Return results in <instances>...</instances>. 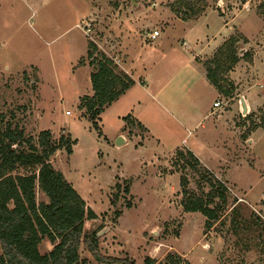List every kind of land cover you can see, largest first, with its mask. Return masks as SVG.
<instances>
[{"label": "rangeland", "instance_id": "1", "mask_svg": "<svg viewBox=\"0 0 264 264\" xmlns=\"http://www.w3.org/2000/svg\"><path fill=\"white\" fill-rule=\"evenodd\" d=\"M263 1L183 0V6L177 0H0V126L17 125L36 144L44 130L54 143L63 137L71 144V154L62 147L49 163L96 214L84 221V230L97 232L100 258L134 264H144L146 258L154 264H264V101L245 118L235 105L229 108L239 92L227 78L234 65L224 63L215 78L232 92L220 94L223 107L202 118L195 131L188 134L195 119L209 111L213 91L198 88L202 100L191 116H182L171 105L185 89L194 91L191 84L197 77L180 39L203 32L210 37L235 15L229 37L236 40L238 61L246 59L252 48L240 55L243 35L257 41L264 32L259 14ZM202 6L201 15L206 14L198 21L193 20L201 15L183 22L184 12L191 16V8ZM221 10L223 18L216 13ZM85 23L90 32H85ZM153 30L161 35L151 43L143 34ZM84 40L87 50L93 43L97 58L103 53L117 73H124L120 67L127 58L133 80L148 83V87L136 84L102 112L99 129L79 108L81 98L93 94L91 68L81 67L80 60L72 64ZM254 90L264 98V82ZM134 116L148 132L134 123ZM122 126L128 140L117 144ZM187 140L199 147L197 153L209 174L222 175L226 203L216 194L209 196L214 185L202 179L199 167L184 159L175 161V149ZM180 177L186 181L185 192ZM188 198L220 206L211 227L200 212L184 210ZM45 200L37 188L36 201ZM52 247L43 239L39 250L45 253ZM78 253L81 264H125L100 262L84 244Z\"/></svg>", "mask_w": 264, "mask_h": 264}, {"label": "trees", "instance_id": "2", "mask_svg": "<svg viewBox=\"0 0 264 264\" xmlns=\"http://www.w3.org/2000/svg\"><path fill=\"white\" fill-rule=\"evenodd\" d=\"M182 5L186 6L185 3ZM191 9V16L184 12L186 20L196 18L204 12L203 6ZM259 9L264 20V1ZM173 10L179 11L176 7ZM235 41L233 38L226 40L213 58L206 62L208 80L224 96H230L232 89L222 87L215 78V73L224 63H237ZM95 51V45L89 42L85 58L91 67L90 83L93 94L82 97L79 108L85 109L93 126L99 129L97 120L100 114L132 87L134 81L125 73H117V67L103 53L97 58ZM84 62V59H80L79 63ZM230 69L231 67L228 70ZM62 147L71 154V144L63 137L54 143L48 130L38 134L36 144L32 138H26L17 125L0 126V264H81L78 253L81 244L100 262L134 264L126 262L125 259H102L98 255L97 232L84 230V221L96 218V214L85 206L83 199L63 174L49 163L50 157ZM176 156V162L184 159L187 164L199 167L203 172L202 179L208 181L210 187L214 185L215 189L208 193L209 196L212 198L216 194L222 204L226 203L224 184L209 174L190 151L182 152L178 149ZM18 169L23 173H18ZM185 182L180 177L183 192ZM37 188L46 197L45 201H36ZM124 191L128 192L129 188L125 186ZM183 207L187 212H200L206 218L205 225L211 227L212 222L218 219L217 209L220 206L217 204L212 208L200 199L188 198ZM43 239H48L53 245L45 253L39 250ZM144 264H154V261L146 258ZM171 264L179 263L172 261Z\"/></svg>", "mask_w": 264, "mask_h": 264}, {"label": "crops", "instance_id": "3", "mask_svg": "<svg viewBox=\"0 0 264 264\" xmlns=\"http://www.w3.org/2000/svg\"><path fill=\"white\" fill-rule=\"evenodd\" d=\"M217 5L220 6V5H222V3H218ZM220 8H222V7H220ZM216 13L220 18H223L225 15V12L223 10H221V14L218 11ZM205 14H206V12L203 15H205ZM203 15H201L200 17H198L197 19H195L193 21H196V20L198 21ZM234 16L235 15H233L231 17L229 22H228V20L225 19L222 22L223 24H221L216 29V33L211 34L210 37H207V34H205V32H203V35H201L200 37L199 36H197V37H183L179 41L181 50H184L185 53L190 55L189 56V63L192 65L191 67H193V69L195 70L197 77L194 78V80L192 81V84H191V88L193 85L194 91L190 92V90L186 91V89H185V93L181 92V94L177 95V97H179V100H177L175 97H173L172 98L173 103L171 104L172 107L174 106L173 108H175V109L177 108L182 116H185V115L191 116V114L193 115L197 112L199 103L202 100L203 91L202 90L198 91L199 87H202V88L205 87L209 91H213L212 93L214 94V98L211 100L212 103L209 107V111H207V114L206 115L204 114L200 119H195L194 125L191 128H188L189 129L188 134H191L193 131L196 130V126L204 119V117L212 116L215 111L217 113V111L221 107H223V105H222L223 102L219 98L220 94H219L218 90L210 83V81L208 80V78L206 76L205 66H206V62L212 58L213 54L217 51V49L226 40H228L230 38L229 36L231 34L229 31V29H230L229 26H230L231 21L234 19ZM189 21L190 20H184L183 22L186 23ZM160 35H161V32H160L159 36ZM243 37L245 38L244 39L245 43H244L243 48L240 49V52H241L240 55H243L245 52H247V50L252 48L251 55H250V57H246V59L245 58L240 59L234 65V67L228 71L227 78L229 79L228 81H230V83L234 87V90H236L235 92H239V94H236V96H234L233 98L230 99L232 101V103L229 104V108H230V105H235L236 108L238 109L237 110L238 113H240V115H242V117L245 118L251 112L256 111L257 108H259L260 105L264 101L263 96L262 95L260 96L258 94V92H256L254 90V87L257 88V83H259V86H260V82H264V32L260 35L259 40H257V41H254V40H252V39H250L244 35H243ZM79 46L82 48L81 53L76 56V59H74V61H72V64L77 65V62L80 59H83V57H85V55H86V52H87L86 40L82 41V43L80 42ZM76 49H78V44H77ZM124 53L125 52H123V55H125V58H126V56L128 54L127 53L124 54ZM130 61H132V60H130ZM129 63H130L129 60L126 58V62L125 63L122 62L123 66L122 67L119 66V67L122 69V71H124V73L128 74L132 78V71H133L132 67H131L132 63H130V65H129ZM80 66L83 68H85V67H87L89 69L91 68L87 62H84ZM143 69L146 70V68H143ZM90 72H89V80H90ZM197 80H199V81H197ZM43 81H41L40 85L43 84ZM138 83H139V85H144L145 87H148V83L146 82V80L138 81ZM138 83L136 81H134V84L132 85V87H130L124 94H122L120 96V98L123 97L125 94H127L131 90V88H133ZM90 86H91V83H90ZM187 93L190 94L189 97L186 96ZM89 95H92V92ZM259 96H260V98H259L260 100L258 102L257 98ZM80 97H82V96H80ZM235 98H236V102H233V101H235V100H233ZM172 100H170V101L172 102ZM115 101H117V100H115ZM176 101H179V103H177ZM216 101H219L221 103L220 106L214 107V102H216ZM114 102H112L109 106H107L103 110V112L106 109H108L109 107H111V105ZM242 103H244L246 106V112L245 113L242 112ZM133 121H134V123L135 122L139 123L142 126V128L146 129V131L148 132V128L136 116L133 117ZM191 121H192V119H191ZM124 127L125 126H122V128H121L122 131L117 135L118 137L123 136V138H124L121 144L126 143L128 140L127 139L128 137H126L124 134V130H123ZM235 128L236 127H234V129ZM258 130H261V128H258V129H255L254 131H252L250 133V135H248L245 138V142L248 141L249 136H251L252 134H254ZM132 136H135V135H132ZM132 136L129 137V139H132L133 138ZM142 144H144V142ZM184 144H186V145L179 146L178 148L175 149V151L180 149L181 147L187 148V150L190 151L200 161V163L208 170L209 168L205 166V164L202 160H200V156L197 153V151H198L197 148H199V147L197 145H190L188 140ZM213 175L218 180L222 181V178H221L222 175L220 173L216 172V173H213ZM223 181L225 182L224 179H223ZM48 251H50V250H48Z\"/></svg>", "mask_w": 264, "mask_h": 264}, {"label": "built area", "instance_id": "4", "mask_svg": "<svg viewBox=\"0 0 264 264\" xmlns=\"http://www.w3.org/2000/svg\"><path fill=\"white\" fill-rule=\"evenodd\" d=\"M245 7L248 8L247 4L245 5ZM85 27H86L85 32L86 33L90 32V28H89L90 26L88 23H85ZM159 34H160L159 30H153L151 32H145L143 35L147 41L152 43L157 39ZM220 104L221 103L219 101H216V102H214V107H218V106H220Z\"/></svg>", "mask_w": 264, "mask_h": 264}, {"label": "water", "instance_id": "5", "mask_svg": "<svg viewBox=\"0 0 264 264\" xmlns=\"http://www.w3.org/2000/svg\"><path fill=\"white\" fill-rule=\"evenodd\" d=\"M242 112L245 113L246 112V106L244 103H242ZM123 136H119L118 139H117V144H121L122 141H123Z\"/></svg>", "mask_w": 264, "mask_h": 264}]
</instances>
